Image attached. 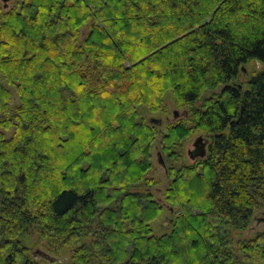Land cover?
<instances>
[{"label":"trees","instance_id":"16d2710c","mask_svg":"<svg viewBox=\"0 0 264 264\" xmlns=\"http://www.w3.org/2000/svg\"><path fill=\"white\" fill-rule=\"evenodd\" d=\"M14 3L0 9V264H264V231L238 237L264 208V0ZM170 95L183 114L162 132L145 115ZM194 133L207 155L179 164Z\"/></svg>","mask_w":264,"mask_h":264},{"label":"rangeland","instance_id":"374dc122","mask_svg":"<svg viewBox=\"0 0 264 264\" xmlns=\"http://www.w3.org/2000/svg\"><path fill=\"white\" fill-rule=\"evenodd\" d=\"M14 0H0V9L2 10H7L13 7L14 5ZM262 65L260 62L258 61H251L248 66H247V71L244 73V75L241 77V80L238 82L240 83H246L247 79L249 78V75L252 71H254L255 69H262ZM166 106H167V110L165 113H150L147 112V114L145 115V113H143L147 118H152V119H158L163 121V123H160L161 126L163 127L161 129L162 132H165V126H164V121L167 119H169L170 122L173 121V112L174 111H178L177 108L174 105V101L172 96L170 95L169 97L166 98ZM180 113V115L182 116V112L183 111H178ZM179 115V116H180ZM204 137V134L201 133H194L191 135L190 138H188L183 146H182V158L179 161V164H193L195 162H193L189 155L188 152L194 150L193 144L195 142V140L198 137ZM159 144V142H158ZM160 149H158V147L154 150L153 154V163H154V167L153 170L150 174L151 179H155L157 182H159L156 186V190H157V197L161 198L162 197V191L167 187L168 183L170 182L169 180V176L168 174H166V168H163L160 163H159V158L161 156L160 154ZM158 154H160V157L158 156ZM163 159V158H162ZM164 162V159H163ZM169 208H165V211L163 212V216L161 218H159L156 222L153 223L152 228H153V234L155 236H161L164 233H166L167 231L170 230V226H171V215L169 214V211L167 210ZM172 212V211H171ZM173 213V212H172ZM264 218V208H259V210L256 212V214L252 217L250 226L248 229H246L243 233H240V235H238L239 238H249V237H253L255 236L257 233L259 232H263L264 231V222H258L259 219H263ZM27 246L30 248L31 253H34L35 255H37V257L39 259H42V255L41 254H37L38 251H44L45 249L42 247V245L37 244L36 246L34 245L33 241H28Z\"/></svg>","mask_w":264,"mask_h":264},{"label":"water","instance_id":"95a60500","mask_svg":"<svg viewBox=\"0 0 264 264\" xmlns=\"http://www.w3.org/2000/svg\"><path fill=\"white\" fill-rule=\"evenodd\" d=\"M179 114L180 113L178 111H174L173 118L177 119L179 117ZM152 122H155V123L157 122L159 124L161 123V121L158 120V119H152ZM204 140L205 139L200 136L194 142V148L195 149L188 153L190 158H191V160H195L197 158H205L206 157V155H207V148L206 147H207V144H208L209 140H206V141H204ZM158 156L160 157V154H158ZM159 163H160V165L163 168H165V164H164L163 159L161 157L159 158ZM261 221L264 222V218L258 220V222H261ZM37 254H41L42 257H44L46 260H48V261H50L52 263H57L58 262L57 259L51 257L50 255H48V254H46V253H44L42 251H38Z\"/></svg>","mask_w":264,"mask_h":264},{"label":"flooded vegetation","instance_id":"af4514ba","mask_svg":"<svg viewBox=\"0 0 264 264\" xmlns=\"http://www.w3.org/2000/svg\"><path fill=\"white\" fill-rule=\"evenodd\" d=\"M202 137H203V136H202ZM203 138L205 139L204 141L208 140L207 137H205V136H204ZM195 141H196V140H195ZM208 144H209V142H208ZM208 144H207V147H206L207 149H208ZM193 147H194V144H193ZM194 149H195V148H194ZM192 151H193V150H192ZM189 152H190V151H189ZM189 152H188V153H189ZM188 155H189V154H188ZM189 157H190V156H189ZM190 159H191V158H190ZM197 159H199V158H197ZM197 159H195V160H197ZM195 160H192V161H195Z\"/></svg>","mask_w":264,"mask_h":264}]
</instances>
